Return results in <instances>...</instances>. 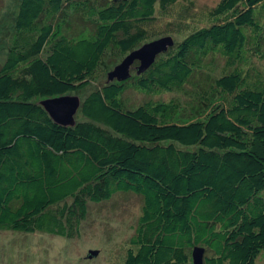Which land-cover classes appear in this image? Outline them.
<instances>
[{"label": "trees", "instance_id": "1", "mask_svg": "<svg viewBox=\"0 0 264 264\" xmlns=\"http://www.w3.org/2000/svg\"><path fill=\"white\" fill-rule=\"evenodd\" d=\"M172 35L182 40L147 71L81 99L73 127L39 105ZM191 84L193 111L177 98L131 107L125 97ZM263 191L264 0H219L199 14L192 0H19L0 64V231L74 239L89 204L131 193L142 206L124 264H192L195 247L203 264H255Z\"/></svg>", "mask_w": 264, "mask_h": 264}, {"label": "rangeland", "instance_id": "2", "mask_svg": "<svg viewBox=\"0 0 264 264\" xmlns=\"http://www.w3.org/2000/svg\"><path fill=\"white\" fill-rule=\"evenodd\" d=\"M197 14L211 9L219 0H192ZM19 0H0V64L3 63L13 32V21L18 11ZM174 18L176 16H173ZM170 18V19H174ZM74 19V18H73ZM72 35L79 32L81 23L73 20ZM189 21L190 25H202ZM174 45L182 38L172 35ZM122 60H105L101 70L106 74ZM213 74L221 75L223 62L215 64ZM106 74L100 81L77 95L83 99L99 83L106 81ZM195 82V81H194ZM192 85V84H191ZM189 85L182 92L144 97L133 91L125 94L130 106H137L148 99L168 101L177 98L186 103L190 111L195 88ZM193 111V110H192ZM264 198V191L261 193ZM142 206L141 198L131 193H116L110 200L88 206V215L80 226L77 238L66 239L42 233H20L0 231V264H124L129 239L134 233ZM95 253V255H93ZM255 264H264V250Z\"/></svg>", "mask_w": 264, "mask_h": 264}, {"label": "water", "instance_id": "3", "mask_svg": "<svg viewBox=\"0 0 264 264\" xmlns=\"http://www.w3.org/2000/svg\"><path fill=\"white\" fill-rule=\"evenodd\" d=\"M173 45V39L169 36L143 44L129 53L120 64L107 73L106 82L127 81L133 70L136 75L144 73L153 65L159 55L166 53ZM39 105L55 124L61 127H73L76 123L75 116L81 106V99L77 95H66L42 100ZM203 256L204 250L195 247L191 252L192 264H203Z\"/></svg>", "mask_w": 264, "mask_h": 264}]
</instances>
